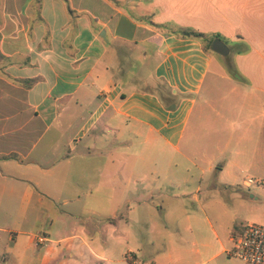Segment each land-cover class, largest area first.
I'll use <instances>...</instances> for the list:
<instances>
[{
  "label": "crops",
  "instance_id": "0c3cea01",
  "mask_svg": "<svg viewBox=\"0 0 264 264\" xmlns=\"http://www.w3.org/2000/svg\"><path fill=\"white\" fill-rule=\"evenodd\" d=\"M205 174L212 259L264 223V0H0V264H135L157 198Z\"/></svg>",
  "mask_w": 264,
  "mask_h": 264
},
{
  "label": "rangeland",
  "instance_id": "374dc122",
  "mask_svg": "<svg viewBox=\"0 0 264 264\" xmlns=\"http://www.w3.org/2000/svg\"><path fill=\"white\" fill-rule=\"evenodd\" d=\"M205 35L206 44H209L210 40L216 37V35L213 36V34ZM231 56L232 55H225L224 59L221 58L219 60V55H214L211 69L218 68L219 64L224 72L230 73L231 62H229V58H231ZM195 150L196 147H193L192 151L195 152ZM167 154H169L175 162V164L173 163L170 167L172 170L181 172L184 171L187 165H190V170H192L194 174L199 173L196 164L187 163L186 161L178 159L180 153L176 149H170ZM166 161L167 160H158L157 163H162L167 166ZM210 179L211 177L208 174L203 176L200 191L196 189L198 186L197 181L192 180L183 184L179 189L168 188V190L162 194V204L157 198L156 204L158 207L162 205V208L156 209L155 211L154 228H149V234H147L146 226H143V224H140L137 228L140 243L143 239L147 242L148 238H150L151 243L146 245L145 248L143 247L145 252H137L135 250L137 255L135 264H242L238 259L228 256L225 253L226 249L231 248L233 244L232 240L237 237L238 232H235L233 234L234 236H231L229 240H227L225 236L223 246L218 244L214 248L215 252L218 250H222V252L212 259H208L210 254H203L196 251H202V235L208 234L209 238L213 236L211 231H207V227L202 224L201 221L195 219L200 213V200H202L203 197L211 195V188L208 186ZM2 221L3 219L0 217V224H2ZM83 222L85 221L83 220ZM8 235L9 233L0 231L1 237L7 238ZM214 244H216V242H214ZM149 253L151 255H149ZM131 258L134 259L133 254ZM204 260L205 262L201 263ZM125 264L131 263L126 261Z\"/></svg>",
  "mask_w": 264,
  "mask_h": 264
},
{
  "label": "built area",
  "instance_id": "2783aa9c",
  "mask_svg": "<svg viewBox=\"0 0 264 264\" xmlns=\"http://www.w3.org/2000/svg\"><path fill=\"white\" fill-rule=\"evenodd\" d=\"M253 178H246V185L253 183ZM46 240L44 235H37L35 241L42 243ZM225 253L238 259L242 264H264V223L245 222L237 237L233 239L231 248ZM132 253H127L131 258Z\"/></svg>",
  "mask_w": 264,
  "mask_h": 264
},
{
  "label": "water",
  "instance_id": "95a60500",
  "mask_svg": "<svg viewBox=\"0 0 264 264\" xmlns=\"http://www.w3.org/2000/svg\"><path fill=\"white\" fill-rule=\"evenodd\" d=\"M211 47H212V50L220 54H225L228 52V48L225 46L223 41L219 38H215L212 41Z\"/></svg>",
  "mask_w": 264,
  "mask_h": 264
},
{
  "label": "trees",
  "instance_id": "16d2710c",
  "mask_svg": "<svg viewBox=\"0 0 264 264\" xmlns=\"http://www.w3.org/2000/svg\"><path fill=\"white\" fill-rule=\"evenodd\" d=\"M180 33L182 35H185V36H193V37H197V38H201L203 39L205 36L204 33L202 32H197V31H193V30H187V29H181L180 30ZM218 36V34H216V37ZM212 40H210V43H211ZM110 220V218H109Z\"/></svg>",
  "mask_w": 264,
  "mask_h": 264
}]
</instances>
